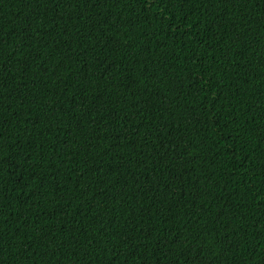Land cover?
I'll return each mask as SVG.
<instances>
[{
    "label": "trees",
    "instance_id": "trees-1",
    "mask_svg": "<svg viewBox=\"0 0 264 264\" xmlns=\"http://www.w3.org/2000/svg\"><path fill=\"white\" fill-rule=\"evenodd\" d=\"M0 264H264V0H0Z\"/></svg>",
    "mask_w": 264,
    "mask_h": 264
}]
</instances>
